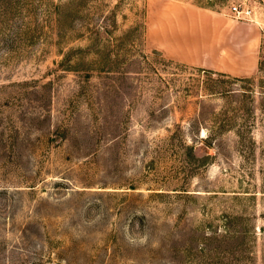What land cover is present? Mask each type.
I'll return each mask as SVG.
<instances>
[{
	"label": "rangeland",
	"instance_id": "obj_1",
	"mask_svg": "<svg viewBox=\"0 0 264 264\" xmlns=\"http://www.w3.org/2000/svg\"><path fill=\"white\" fill-rule=\"evenodd\" d=\"M230 1L0 0V264H264V19L238 76L183 34Z\"/></svg>",
	"mask_w": 264,
	"mask_h": 264
},
{
	"label": "crops",
	"instance_id": "obj_2",
	"mask_svg": "<svg viewBox=\"0 0 264 264\" xmlns=\"http://www.w3.org/2000/svg\"><path fill=\"white\" fill-rule=\"evenodd\" d=\"M262 1L264 2V0ZM187 11L185 21L190 25L186 26L183 34H188L190 39L200 38L202 45L206 47V50L200 51L201 53L214 51L217 46L226 44L231 53L237 55L234 57V61L225 63L230 67L229 70L232 75L238 76L259 70L261 26H259L257 19H264L263 12L258 11L254 20L248 22L233 20L228 17L229 15L224 10L222 12L210 10L197 12L194 9ZM173 12L175 13V11L168 10V16L171 19L176 16V13ZM215 34H220V37H215ZM192 47H195V42ZM199 48L202 49L201 44ZM218 71L216 70V72Z\"/></svg>",
	"mask_w": 264,
	"mask_h": 264
},
{
	"label": "built area",
	"instance_id": "obj_3",
	"mask_svg": "<svg viewBox=\"0 0 264 264\" xmlns=\"http://www.w3.org/2000/svg\"><path fill=\"white\" fill-rule=\"evenodd\" d=\"M229 16L237 21H253L257 12L264 8L262 0H231ZM264 11V10H262Z\"/></svg>",
	"mask_w": 264,
	"mask_h": 264
}]
</instances>
